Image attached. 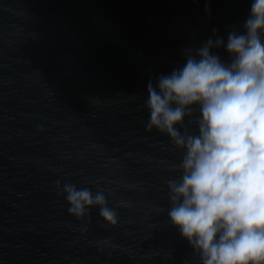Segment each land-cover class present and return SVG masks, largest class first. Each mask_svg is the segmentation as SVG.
I'll return each mask as SVG.
<instances>
[{"label":"water","instance_id":"obj_1","mask_svg":"<svg viewBox=\"0 0 264 264\" xmlns=\"http://www.w3.org/2000/svg\"><path fill=\"white\" fill-rule=\"evenodd\" d=\"M252 3L0 0V264H200L168 217L184 153L146 130L147 86L244 33ZM65 184L102 191L118 223L70 215Z\"/></svg>","mask_w":264,"mask_h":264},{"label":"clouds","instance_id":"obj_2","mask_svg":"<svg viewBox=\"0 0 264 264\" xmlns=\"http://www.w3.org/2000/svg\"><path fill=\"white\" fill-rule=\"evenodd\" d=\"M243 27L226 43L186 49L181 67L147 86L146 130L167 133L184 153L181 176L167 182L168 217L200 264H264V0H253ZM220 47L229 63L212 52ZM197 110L196 133H182L177 125ZM62 193L70 215L99 206L118 223L102 191L65 184Z\"/></svg>","mask_w":264,"mask_h":264}]
</instances>
